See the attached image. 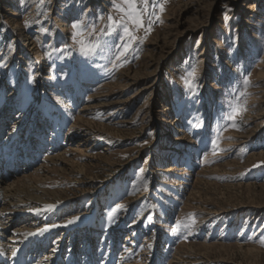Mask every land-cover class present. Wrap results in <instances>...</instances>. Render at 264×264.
I'll return each mask as SVG.
<instances>
[{
  "label": "rangeland",
  "instance_id": "374dc122",
  "mask_svg": "<svg viewBox=\"0 0 264 264\" xmlns=\"http://www.w3.org/2000/svg\"><path fill=\"white\" fill-rule=\"evenodd\" d=\"M252 1L150 0L151 30L129 23L137 40L117 60L127 37L107 17L121 20L124 0H0L1 162L58 114L44 155L8 178L62 155L44 177L58 206L14 225L35 236V262L264 264V0ZM79 40L114 47L85 56Z\"/></svg>",
  "mask_w": 264,
  "mask_h": 264
},
{
  "label": "bare ground",
  "instance_id": "6f19581e",
  "mask_svg": "<svg viewBox=\"0 0 264 264\" xmlns=\"http://www.w3.org/2000/svg\"><path fill=\"white\" fill-rule=\"evenodd\" d=\"M256 1L257 0L252 1L248 7L255 6ZM197 14L201 15V12H197ZM73 84L77 88V92H80L78 88L79 85L76 81H74ZM77 119L84 121L81 116H78ZM61 157L62 155L49 157L48 160L50 164L46 167L42 165V167L35 168L34 172L27 176L11 177L12 181H10V183H5L4 181L0 183V242L2 241L0 244V264H42L44 259L39 261L40 263L35 262L34 258L37 254L34 253L31 255L30 250H27L28 247L34 248L33 246L36 242H34L32 238L35 236L33 234L26 235V228L18 229L15 228L14 225L15 222H19L22 217L39 216L41 211L46 209V204H54L62 200L60 197L61 190L58 191L45 188L46 180L44 179V177L48 176L57 168L56 164L62 161ZM4 216L10 217V219H7L8 221L6 222L3 219ZM13 227L15 229H13ZM22 235L23 238L21 237ZM23 239H25L24 242ZM17 244H19V246L16 249ZM8 251L12 252L14 256ZM57 257L59 260H56ZM57 257L53 260V263L56 260V264H62L63 262H60V260L63 261L62 257Z\"/></svg>",
  "mask_w": 264,
  "mask_h": 264
},
{
  "label": "snow or ice",
  "instance_id": "6c2138e0",
  "mask_svg": "<svg viewBox=\"0 0 264 264\" xmlns=\"http://www.w3.org/2000/svg\"><path fill=\"white\" fill-rule=\"evenodd\" d=\"M24 0H21V3H23ZM124 3L126 5L125 8L121 9L124 12V17L121 20H116L112 15H109L107 17L108 21L111 22V24L109 25V27L111 28L112 25H115L116 27H121L123 26V33L124 36L127 37V40L124 42V44L121 46V50L118 54L115 55V59L119 60L121 58V56L126 55L127 50L131 47V42L137 40V37L133 34V30L132 28H130L128 26V24L130 23L133 28H145L146 33L149 32L150 29V25L152 23V20L149 19L147 22V25L144 22V15L145 12L147 11L148 7L150 6V0H142V9L140 7L137 6L136 0H124ZM113 7L115 8H120V5H113ZM151 7L153 9H155L156 7H159V10L161 12L164 11V5L163 3H160L159 5H151ZM225 7L227 8V5H225ZM151 15H155V12L153 11L152 13H149V16ZM97 19H101V17H98ZM158 19V17H157ZM127 21V22H126ZM26 26H31L30 23L28 21L25 22ZM73 28H81L82 26L79 23H73ZM47 31V30H45ZM114 31V29H113ZM103 32V30H102ZM105 35H112V31L106 32L104 33ZM78 43L80 44V49L83 55L85 56H90V55H94L96 54L98 51L100 50H107V51H111V48L114 47V45H110L108 43L107 40L105 41H100V40H96V41H85V40H79ZM54 51L63 53L66 51V48L64 49H55ZM0 66H3L2 63H0ZM35 77H32V80L34 81ZM188 87L190 89H194L193 90V95H197L198 91L195 90V85L193 84V81L189 80L186 81ZM243 85L245 88H247L248 86H250V82L247 78L244 79L243 81ZM244 93L241 92V96H243ZM240 106L237 105L235 111L229 115L228 119L235 121L236 115L239 114L240 112ZM233 126H235V124H233ZM213 145L216 144V141H212ZM46 210L48 211H53L55 209L54 205H46ZM117 209L122 208V205H117L116 206ZM79 217H73L72 219L67 221V224H72L75 223L79 220ZM149 221H151V217L148 218ZM56 225H53V227H55ZM188 225L186 224H182L181 221H177L173 231L174 232H178L182 227H187ZM47 229H45L46 231ZM29 235H32V233H29ZM261 245H264V239L260 240ZM150 246V245H149Z\"/></svg>",
  "mask_w": 264,
  "mask_h": 264
}]
</instances>
